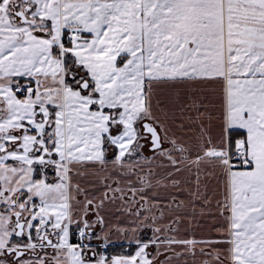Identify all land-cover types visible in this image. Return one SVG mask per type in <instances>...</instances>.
<instances>
[{"label": "crops", "instance_id": "0c3cea01", "mask_svg": "<svg viewBox=\"0 0 264 264\" xmlns=\"http://www.w3.org/2000/svg\"><path fill=\"white\" fill-rule=\"evenodd\" d=\"M51 1L61 22L88 35L65 48L88 77L85 93L65 87L61 102L56 149L66 181L53 173L55 181L34 184L32 162L12 152L2 161L5 184L12 192L36 188L64 245L69 227L84 223L86 212L74 210L102 193L106 203L122 169L132 168L133 188L145 191L155 211L151 236L163 257H177V264H264V0ZM48 75V86L62 78ZM55 94L42 91L30 101L18 95L27 106L18 104L15 120L7 97L8 130L28 123L27 112ZM106 109H118L111 117L125 128L114 138L113 156L106 151L114 122ZM138 123L144 132L145 123L156 128L160 148L151 143L145 152L134 137ZM233 131L243 133L235 146L246 149L248 169L230 164ZM15 158L25 166L15 169ZM12 235V223L1 217L0 248Z\"/></svg>", "mask_w": 264, "mask_h": 264}, {"label": "rangeland", "instance_id": "374dc122", "mask_svg": "<svg viewBox=\"0 0 264 264\" xmlns=\"http://www.w3.org/2000/svg\"><path fill=\"white\" fill-rule=\"evenodd\" d=\"M250 1L252 5L253 0ZM51 5L53 7H51L52 10L50 11ZM56 6V2L51 1L49 3L48 0H0V149L4 145V149H6L9 144L12 145L17 140L20 141L23 151V153L19 154L21 155L20 158L24 159L26 157L30 160V163L32 162L36 168L38 167L37 174L41 176L40 185L42 181H55L52 177L53 173L54 175L57 173L59 179L64 180L62 177L66 172L61 167L60 155L56 149L59 135L63 137L59 133L61 129L60 118L62 120L59 114L65 110L63 103H61L63 102L64 88L71 87L74 90L78 89L85 93L86 91L81 84L84 79L88 78L87 76L85 77L86 74L83 69L74 62V66L70 71L64 69L67 57L65 46L87 40L88 35L83 28L61 22L56 15ZM262 13L264 14L263 10ZM68 28L82 30L84 32L83 39L66 41L68 34L63 36L62 33ZM262 39L260 48L264 49V34ZM260 53H262V50ZM124 60L126 58L121 59L119 64H122ZM262 60L263 56L259 62H262ZM21 73L37 75L35 78L38 82L45 84L46 88L42 90L45 97L49 98L52 92H56L57 98H47L40 101L39 105H36L38 107L35 106L36 108H32L27 112L29 116L27 118L28 123L25 122V124L21 125L18 121L19 123H14L12 125L13 128L8 130V123L3 121L2 117L3 112H7L4 110L5 104L3 102L7 101V97L10 98L8 107L14 108L15 111L14 114L10 111L8 113L13 120L18 116L21 102L23 104L22 107L27 106L23 101L19 100L18 94L14 92V85L18 83L17 78ZM49 73H51L54 80L62 77L61 80L58 79L59 83L57 85L51 84V86L49 85L50 87L46 85ZM43 84L42 86H44ZM61 91L63 94L60 96ZM91 95L96 96L92 93ZM17 105L18 109H16ZM91 110H98L96 103L91 106ZM118 111V109H106L108 119L114 121L111 122L112 130L109 131L106 138L108 156L117 154L114 138L120 137L119 134L125 131V128L120 129L117 126L118 123L115 121L117 118L111 117L113 112ZM3 131L8 132L4 134ZM39 133L41 134L40 137ZM136 135L139 143L142 144V148L146 153L148 152L147 154H150L152 152L149 149L151 137L144 132L142 123L136 124L134 137ZM147 148L149 151H147ZM237 149L245 150L243 147H235L232 152L237 151ZM130 157L133 158V154ZM122 172L125 173V176L122 179H115L113 189L111 191L108 190L105 194L106 203H103L102 193L101 195L98 194L100 199L97 202L92 204L85 203L86 208L82 209V212L74 210V212L81 214L86 212L83 216L84 223L75 222L74 226L69 227V240H64L65 244L60 249L72 251L74 258L72 264H177V257H163L164 251L161 246H156V243L152 241L151 235L154 231L153 215L155 211L152 209L148 210L145 191L136 192L133 188V177L128 175V173L133 172V169H122ZM169 173L172 176L175 175L176 171L175 169H170ZM192 180V178H189L186 181L191 184ZM141 181L145 183L146 180L141 178ZM172 181L176 183L177 179L172 178ZM110 198L114 199L112 203H109ZM80 207L81 205H79ZM21 215H14V217L20 221ZM43 217L46 218L44 221L49 219L46 216ZM24 218L25 220L28 219L27 216ZM74 218L76 219L77 217L74 216ZM171 226L170 229L175 233V228L173 229ZM44 233L42 232V234ZM73 233L78 235L77 240L79 242H74ZM167 233L169 232L167 231ZM50 237L55 238L52 235ZM119 244L131 247L137 246V252L135 251V255L132 257H124V255L111 256L108 254V249L113 245ZM82 252L83 254H81ZM81 255L84 258L87 257L89 261L83 263L80 258ZM2 260L5 262L8 260L5 256L4 248L0 250V261ZM90 261L91 263H88ZM21 263L22 261L19 264ZM23 263L30 264L28 260Z\"/></svg>", "mask_w": 264, "mask_h": 264}, {"label": "flooded vegetation", "instance_id": "af4514ba", "mask_svg": "<svg viewBox=\"0 0 264 264\" xmlns=\"http://www.w3.org/2000/svg\"><path fill=\"white\" fill-rule=\"evenodd\" d=\"M3 132L6 134L8 131ZM4 146L0 149V216L4 220H6L8 217L13 228V235L11 239H9L3 247L5 249V256L8 259L6 264H19L20 261H22L21 264H24L23 262L26 260H28L30 264H57L61 262L64 264H72L74 261L72 251L69 252L66 249H60V247H63V239L62 235L59 233V230L53 229V221L50 220V218L47 219L48 222L47 220L44 221L46 218L43 217V215H46V213L42 211L41 204L38 202L40 199V194L36 188L33 187V189L21 192L17 189L12 192L8 185L5 184L2 178L5 169L1 168L3 166L2 161L5 160L3 157L12 152L15 154H20L23 153V151L18 140L12 145L9 144L8 148L6 149H4ZM20 162L22 161L13 160V167L15 169H20L22 166H25H21ZM30 167L34 171L35 175L34 184H40L41 176L37 174L38 167L36 168L33 163L30 165ZM14 215H21L19 218L20 221L16 219ZM25 216L28 217L27 220H25ZM21 222H23L24 225L22 227V234L19 235L17 233L19 231L17 226ZM42 232L45 233L42 234ZM50 235L55 236V238L50 237ZM73 236H75V241L79 242L77 240L78 235L73 233ZM1 249L2 248H0V250ZM13 249L28 250L29 252L25 255L26 257L24 256L22 258L15 259L16 254L12 252L10 253V251ZM81 254H83V252ZM60 258L61 260H59ZM80 258L83 263L89 261L87 257L84 258L82 255ZM37 260L38 262H36ZM88 263H91V261Z\"/></svg>", "mask_w": 264, "mask_h": 264}, {"label": "built area", "instance_id": "2783aa9c", "mask_svg": "<svg viewBox=\"0 0 264 264\" xmlns=\"http://www.w3.org/2000/svg\"><path fill=\"white\" fill-rule=\"evenodd\" d=\"M84 32L80 29L73 28L68 30V40H75V39H82L84 37ZM40 88V85L38 83H33L28 76L24 77V81L22 84L15 87V92L21 93L24 96H28L32 91L37 90ZM244 152L242 149H238L236 152H234L231 157V163L236 166L240 165L244 161Z\"/></svg>", "mask_w": 264, "mask_h": 264}, {"label": "trees", "instance_id": "16d2710c", "mask_svg": "<svg viewBox=\"0 0 264 264\" xmlns=\"http://www.w3.org/2000/svg\"><path fill=\"white\" fill-rule=\"evenodd\" d=\"M73 60L70 59L69 57H66L65 59V69L69 70L74 66ZM85 84V83H84ZM243 136V133L240 131H233L231 133V140H232V149H234L236 146V141L241 138ZM242 167H245L244 165ZM73 240L75 242V236H73ZM137 246L135 247H131V246H124V245H113L110 249H108V254H110L111 256L114 255H120L124 257H132L135 255V251ZM137 252V251H136Z\"/></svg>", "mask_w": 264, "mask_h": 264}, {"label": "water", "instance_id": "95a60500", "mask_svg": "<svg viewBox=\"0 0 264 264\" xmlns=\"http://www.w3.org/2000/svg\"><path fill=\"white\" fill-rule=\"evenodd\" d=\"M84 88H87L88 87V84L85 83L83 85ZM144 127H145V133L149 134L151 136V142H152V150H156L158 148H160L162 146L161 144V136L159 134V132L156 130L155 127H153V125H151L150 123H145L144 124ZM43 216H48V215H43ZM24 223L21 222L18 226H17V229L19 230L17 233L19 235L22 234V227H23ZM52 242V241H51ZM15 253L16 256H15V259H18V258H22L24 257L28 251L26 250H20V249H13L12 251H10V253Z\"/></svg>", "mask_w": 264, "mask_h": 264}]
</instances>
